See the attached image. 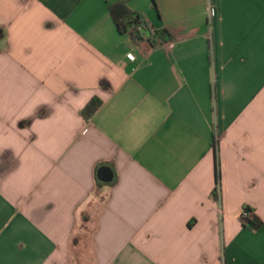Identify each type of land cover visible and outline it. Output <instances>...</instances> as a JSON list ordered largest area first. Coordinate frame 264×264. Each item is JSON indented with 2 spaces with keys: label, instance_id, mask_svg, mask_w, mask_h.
I'll list each match as a JSON object with an SVG mask.
<instances>
[{
  "label": "crops",
  "instance_id": "crops-1",
  "mask_svg": "<svg viewBox=\"0 0 264 264\" xmlns=\"http://www.w3.org/2000/svg\"><path fill=\"white\" fill-rule=\"evenodd\" d=\"M115 1L0 0V264H264V0Z\"/></svg>",
  "mask_w": 264,
  "mask_h": 264
},
{
  "label": "trees",
  "instance_id": "trees-1",
  "mask_svg": "<svg viewBox=\"0 0 264 264\" xmlns=\"http://www.w3.org/2000/svg\"><path fill=\"white\" fill-rule=\"evenodd\" d=\"M153 7L158 11V4L156 0H152ZM110 13L113 16V20L117 25L119 31L123 34H130L135 41L145 40L148 34L152 33L151 26L148 21L138 13H135L129 9L127 3L124 0H117L109 5ZM166 32H163L161 36L165 38ZM1 37V31H0ZM103 106V101L99 97H94L87 106L82 110V115L86 120H90ZM218 144V142H216ZM216 189L214 193L219 190L221 174L219 170V161L216 159ZM254 210L250 206H244L241 221L244 226L249 227L252 230H259L264 225V221L259 219ZM191 226V224H190Z\"/></svg>",
  "mask_w": 264,
  "mask_h": 264
},
{
  "label": "water",
  "instance_id": "water-1",
  "mask_svg": "<svg viewBox=\"0 0 264 264\" xmlns=\"http://www.w3.org/2000/svg\"><path fill=\"white\" fill-rule=\"evenodd\" d=\"M98 177L102 182L110 183L114 179V174L111 168L104 167L99 170Z\"/></svg>",
  "mask_w": 264,
  "mask_h": 264
},
{
  "label": "built area",
  "instance_id": "built-area-1",
  "mask_svg": "<svg viewBox=\"0 0 264 264\" xmlns=\"http://www.w3.org/2000/svg\"><path fill=\"white\" fill-rule=\"evenodd\" d=\"M151 32L152 33H150V38H152V39L153 38L154 39L158 38L159 34H158V32L156 30H151ZM169 45H170V47H173L174 43L173 42H169Z\"/></svg>",
  "mask_w": 264,
  "mask_h": 264
}]
</instances>
